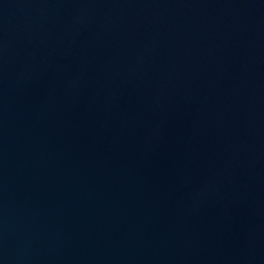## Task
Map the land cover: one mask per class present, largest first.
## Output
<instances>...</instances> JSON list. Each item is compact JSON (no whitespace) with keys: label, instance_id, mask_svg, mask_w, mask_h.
<instances>
[{"label":"water","instance_id":"obj_1","mask_svg":"<svg viewBox=\"0 0 264 264\" xmlns=\"http://www.w3.org/2000/svg\"><path fill=\"white\" fill-rule=\"evenodd\" d=\"M0 264H264V0H0Z\"/></svg>","mask_w":264,"mask_h":264}]
</instances>
